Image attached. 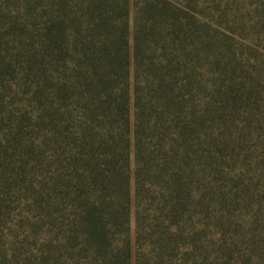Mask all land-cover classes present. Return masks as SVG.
<instances>
[{
    "label": "trees",
    "instance_id": "16d2710c",
    "mask_svg": "<svg viewBox=\"0 0 264 264\" xmlns=\"http://www.w3.org/2000/svg\"><path fill=\"white\" fill-rule=\"evenodd\" d=\"M261 113L264 0H0V264H264Z\"/></svg>",
    "mask_w": 264,
    "mask_h": 264
},
{
    "label": "rangeland",
    "instance_id": "374dc122",
    "mask_svg": "<svg viewBox=\"0 0 264 264\" xmlns=\"http://www.w3.org/2000/svg\"><path fill=\"white\" fill-rule=\"evenodd\" d=\"M132 26H134L133 17H132ZM247 129L248 132L242 137L241 143L243 144L244 147L247 148L250 147L246 154H248L250 159L253 160L251 164V168L247 170L248 174H250L251 176L264 171V158L262 157L264 156V151H263L264 150V114L261 113L259 117L252 120L248 124ZM29 181H30V174L27 171V173L22 174L18 182L19 185L18 184L17 185L18 187L21 186V189L24 190L30 188ZM253 182H254L253 184L256 187L257 180L253 179ZM257 204L258 203H255V205L251 206L252 208L250 209L246 208V209L249 211L248 212V214L250 215L249 217H253V218L256 217L262 219L264 218V205L261 206L260 208L259 205Z\"/></svg>",
    "mask_w": 264,
    "mask_h": 264
}]
</instances>
